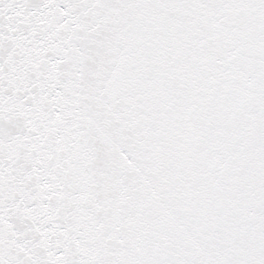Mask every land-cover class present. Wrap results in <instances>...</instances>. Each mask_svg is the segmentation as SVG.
I'll use <instances>...</instances> for the list:
<instances>
[{
    "label": "snow or ice",
    "instance_id": "obj_1",
    "mask_svg": "<svg viewBox=\"0 0 264 264\" xmlns=\"http://www.w3.org/2000/svg\"><path fill=\"white\" fill-rule=\"evenodd\" d=\"M0 264H264V0H0Z\"/></svg>",
    "mask_w": 264,
    "mask_h": 264
}]
</instances>
